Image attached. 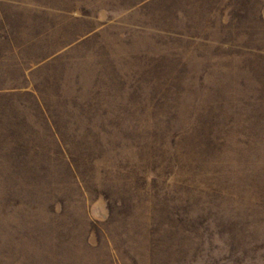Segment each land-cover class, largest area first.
Instances as JSON below:
<instances>
[{
    "label": "rangeland",
    "instance_id": "rangeland-1",
    "mask_svg": "<svg viewBox=\"0 0 264 264\" xmlns=\"http://www.w3.org/2000/svg\"><path fill=\"white\" fill-rule=\"evenodd\" d=\"M0 264H264V0H0Z\"/></svg>",
    "mask_w": 264,
    "mask_h": 264
}]
</instances>
